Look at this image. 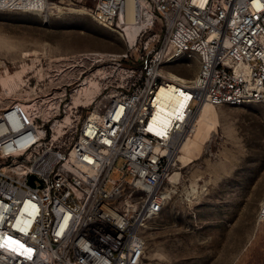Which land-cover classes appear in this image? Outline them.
I'll return each instance as SVG.
<instances>
[{
  "label": "built area",
  "instance_id": "built-area-1",
  "mask_svg": "<svg viewBox=\"0 0 264 264\" xmlns=\"http://www.w3.org/2000/svg\"><path fill=\"white\" fill-rule=\"evenodd\" d=\"M129 1L141 25L133 40ZM63 2L0 0V12L42 16ZM88 15L125 40L134 80L85 116L64 108L74 119L58 128L35 98L0 108V264H146L198 109L264 105V0H95ZM191 61L187 82L167 75ZM161 106L182 117L155 122Z\"/></svg>",
  "mask_w": 264,
  "mask_h": 264
},
{
  "label": "rangeland",
  "instance_id": "rangeland-1",
  "mask_svg": "<svg viewBox=\"0 0 264 264\" xmlns=\"http://www.w3.org/2000/svg\"><path fill=\"white\" fill-rule=\"evenodd\" d=\"M51 1H64L57 7L86 15L57 9L42 16L0 12V108L35 98L53 116L58 113L50 124L72 123L64 108L77 107L85 116L107 91L133 82L125 64L134 56L124 57L128 49L120 34L88 15L95 0L83 2L85 7ZM181 66L187 78L197 68L194 61ZM198 120L172 169L178 179L175 193L171 190L147 232L145 262L264 264V222L258 220L264 195V105L215 106Z\"/></svg>",
  "mask_w": 264,
  "mask_h": 264
},
{
  "label": "bare ground",
  "instance_id": "bare-ground-1",
  "mask_svg": "<svg viewBox=\"0 0 264 264\" xmlns=\"http://www.w3.org/2000/svg\"><path fill=\"white\" fill-rule=\"evenodd\" d=\"M57 7V6H56ZM128 7H129V9H130V14H129V16H128V22H129V26H127L126 27V30L129 32V34H130V38H131V40H133L134 39V36L137 34V32L139 31V29L141 28V25H140V23H138V21H137V19H136V15H137V10L135 9V7H134V4H133V2L132 1H129L128 2ZM57 9V11L58 12H61V13H64V14H75V15H86V13L84 12V11H82V10H76V9H72V8H64V7H57L56 8ZM84 9V8H83ZM49 11H47V13H48ZM47 13H45V14H47ZM44 14V15H45ZM170 70H168L167 71V75L170 77V78H172V79H174V80H180V81H183V82H187V80L186 79H183V78H181V77H179V76H182V77H185V78H187L186 76H183V75H180V74H178V73H176V72H174V71H170ZM172 72H174V73H172ZM177 75H176V74ZM179 75V76H178ZM188 79V78H187ZM75 99V98H74ZM215 106L214 105H212V104H210V103H206V104H203L199 109H198V111H197V113H196V115H195V118H194V120H193V122H192V124H191V126L189 127V129L191 128L192 129V131H190V133L188 134V135H186L184 138H183V140H182V142H181V145H180V151L177 153V155H176V157H175V159H174V161H175V163H174V165H177V161H178V159H179V156H180V153H181V151L183 150V148H184V145H185V142H186V140H187V138L191 135V134H194L195 133V131H196V129H197V127H198V119H199V117L205 112V111H207L208 109H211V108H214ZM178 117H182V114H181V112H180V110L179 111H175V110H170L169 108H166L165 106H161L156 112H155V114H154V121L155 122H158V123H160V122H162V123H164V124H169L170 123V121L172 120V119H174V118H178ZM60 124H59V122H57L56 124H54V126H56V128H58V126H59ZM190 129V130H191ZM174 173H175V171H173L172 172V174L170 175V178H169V181H168V184L170 185V183H173L172 184V186H171V190L173 191V188H175L176 186H177V184H178V179H177V176L176 175H174ZM174 175V176H173ZM174 193H175V191H173Z\"/></svg>",
  "mask_w": 264,
  "mask_h": 264
},
{
  "label": "water",
  "instance_id": "water-1",
  "mask_svg": "<svg viewBox=\"0 0 264 264\" xmlns=\"http://www.w3.org/2000/svg\"><path fill=\"white\" fill-rule=\"evenodd\" d=\"M33 180H34V177H33V176H31V177H30V182L32 183V182H33Z\"/></svg>",
  "mask_w": 264,
  "mask_h": 264
}]
</instances>
